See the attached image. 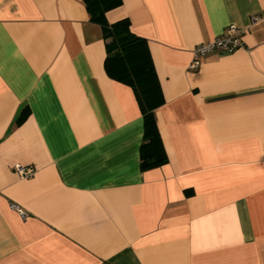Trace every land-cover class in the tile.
<instances>
[{"label":"crops","instance_id":"1","mask_svg":"<svg viewBox=\"0 0 264 264\" xmlns=\"http://www.w3.org/2000/svg\"><path fill=\"white\" fill-rule=\"evenodd\" d=\"M105 16L147 41L168 160L141 171L140 108L82 0H0V264H264V0ZM228 24L243 47L189 69Z\"/></svg>","mask_w":264,"mask_h":264},{"label":"trees","instance_id":"2","mask_svg":"<svg viewBox=\"0 0 264 264\" xmlns=\"http://www.w3.org/2000/svg\"><path fill=\"white\" fill-rule=\"evenodd\" d=\"M90 21L98 24L105 41L104 69L106 74L131 87L143 119V135L139 148L140 169L155 168L168 160L155 118V109L164 102L161 86L154 69L147 41L130 29L128 18L109 23L106 12L122 0H82ZM27 108L16 119L21 123Z\"/></svg>","mask_w":264,"mask_h":264},{"label":"built area","instance_id":"3","mask_svg":"<svg viewBox=\"0 0 264 264\" xmlns=\"http://www.w3.org/2000/svg\"><path fill=\"white\" fill-rule=\"evenodd\" d=\"M259 18L257 15H253L251 20L254 22ZM242 29L234 24H228L225 26L220 34L215 36L212 40L203 42L192 50V59L189 64V69H196L201 62L203 55L213 52L221 51L225 53L233 52L238 48L243 47V42L241 41ZM15 172L22 178L32 176L35 173V169L32 166H23L16 164L13 166ZM15 207L24 216L22 209Z\"/></svg>","mask_w":264,"mask_h":264}]
</instances>
